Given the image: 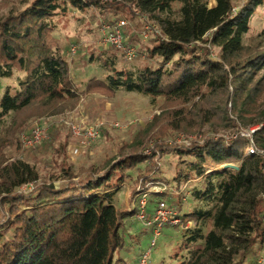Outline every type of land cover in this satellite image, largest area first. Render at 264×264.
I'll list each match as a JSON object with an SVG mask.
<instances>
[{
    "label": "trees",
    "instance_id": "trees-1",
    "mask_svg": "<svg viewBox=\"0 0 264 264\" xmlns=\"http://www.w3.org/2000/svg\"><path fill=\"white\" fill-rule=\"evenodd\" d=\"M209 1H213L208 5ZM233 0H30L20 10L0 16V79L21 72L18 87L0 97V122L10 111L37 99H75L65 61L52 46V19L68 8L94 7L102 14L134 12L159 27L148 55L159 65L138 71L109 70L103 80L90 78L86 90H125L151 98L187 101L204 92L226 89L229 76H239L242 36L249 30L255 8L264 0H244L235 11ZM173 4H178L177 8ZM133 11L128 10V7ZM116 20H108L114 22ZM207 45L218 48L216 58ZM244 61V64H250ZM251 66V65H249ZM255 147L264 149V120L254 132ZM44 141V140H43ZM42 141V142H43ZM42 142L34 147H38ZM246 140L208 137L174 148L179 161L174 180L203 179L196 199L214 203L209 209L180 214L184 227L177 264H255L264 245V163L257 154H245ZM190 156V159H186ZM147 157L131 153L114 161L99 176L67 179L55 186L38 183L28 192L15 191L35 183L37 172L15 160L0 170L6 213L0 219V264H114L124 246L123 224L132 211L114 206L124 172ZM206 159L222 167L206 171ZM236 163L237 167H228ZM66 174H68L66 172ZM147 179L140 180L144 185ZM211 228L203 231V222ZM185 252V253H183ZM175 255H178L177 253Z\"/></svg>",
    "mask_w": 264,
    "mask_h": 264
},
{
    "label": "rangeland",
    "instance_id": "rangeland-1",
    "mask_svg": "<svg viewBox=\"0 0 264 264\" xmlns=\"http://www.w3.org/2000/svg\"><path fill=\"white\" fill-rule=\"evenodd\" d=\"M29 1L0 0V16L23 9ZM243 1L233 0V9L236 11ZM212 3L209 1L208 5ZM173 7L177 8L178 4H173ZM128 10L133 11V8L128 7ZM119 19L126 21L123 27L125 44L136 49L132 60H126L123 53L114 47L99 44L101 25L108 20ZM52 23V46L65 61L67 74L78 96L60 101L37 99L2 118L0 170L15 160H21L32 166L38 176L35 183L11 191L28 192L38 183L57 186L67 176L73 179L85 175L99 176L114 161L137 152L147 158L124 172L113 201L117 209L133 210L135 191L142 179H147L142 186L148 191V210L160 199L180 214L211 208L214 203L193 196L194 190L204 187L201 177L181 182L174 180L179 161L174 148L208 137L224 138L264 120V4L255 8L249 30L242 36L244 50L237 59L242 63L237 71L239 76H229L226 89L204 92L187 101L160 96L151 98L122 89L110 92L102 88H85L88 79L103 80L109 73L103 61L112 62L115 69L134 72L145 66L159 65V59L147 52L157 35L146 38L142 35L143 25L154 23L146 15L124 12L113 16L111 13L102 14L94 7L85 10L68 8L65 13L55 15ZM71 47H75L74 52ZM207 49L212 58L217 57L216 46L207 45ZM246 60L250 64H244ZM22 75L15 71L10 78L0 79V97L6 89L12 92L17 88ZM58 118L84 125L101 122L100 136L88 146H79L78 153H74L78 142L71 136L67 125L61 122L49 126L47 137L40 146H21L19 139L22 134L38 123H50ZM185 158L190 159V156ZM204 168L206 171L222 169L209 159H206ZM1 183L0 179V197L4 194ZM154 187L159 188L158 192H153ZM5 213L6 206L0 203V219ZM185 225L189 227L194 223L188 221L185 224L181 222L180 226H162L155 245L150 249L148 264L178 263ZM209 228L210 222H203L202 230ZM122 233L124 246L116 253L119 261L114 264H138L139 254L149 247L150 228L132 214L125 218ZM258 257H264V245L258 251Z\"/></svg>",
    "mask_w": 264,
    "mask_h": 264
},
{
    "label": "built area",
    "instance_id": "built-area-1",
    "mask_svg": "<svg viewBox=\"0 0 264 264\" xmlns=\"http://www.w3.org/2000/svg\"><path fill=\"white\" fill-rule=\"evenodd\" d=\"M125 25L126 21L123 19L103 23L99 28V44L103 47H114L123 53L126 60H132L136 55V49L133 46L125 44L123 34V27ZM142 35L145 38L148 35L162 37L159 27L154 23H145L143 25ZM71 51L74 52L75 47H71ZM61 122H64L67 125L71 136L78 142V146L73 149L74 153H78L79 146H88L100 136L101 122L92 125H84L81 122L67 121L58 118L50 123H38L27 133L22 134L19 139L21 146L24 148H30L40 144L46 139L49 126L53 124L58 125ZM259 127L260 124L249 126L245 129L238 130V134H231L230 136L224 137V139L229 140L237 136L244 138L246 140L245 154H257L262 158V163H264V149L256 148L253 140V134ZM189 143L187 142L185 144ZM228 164L237 167L236 163ZM158 190L159 188L153 189V192H158ZM147 192L148 191H145L143 186L138 185L135 191L134 203L132 205V208L136 210L134 213L135 217L139 219L144 226L150 228L152 235L149 247L139 254L137 261L138 264L149 263L150 249L155 245L156 237L159 236L162 226L166 224L180 226L182 222L180 213L163 199L155 201L152 208L148 210L149 199L147 197ZM184 227H187V225ZM255 264H264V257H258Z\"/></svg>",
    "mask_w": 264,
    "mask_h": 264
},
{
    "label": "water",
    "instance_id": "water-1",
    "mask_svg": "<svg viewBox=\"0 0 264 264\" xmlns=\"http://www.w3.org/2000/svg\"><path fill=\"white\" fill-rule=\"evenodd\" d=\"M226 166L236 168V167H234V166H232V165H230V164H227Z\"/></svg>",
    "mask_w": 264,
    "mask_h": 264
}]
</instances>
